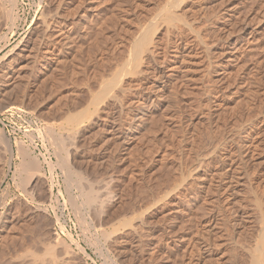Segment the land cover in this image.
<instances>
[{
    "label": "rangeland",
    "instance_id": "rangeland-1",
    "mask_svg": "<svg viewBox=\"0 0 264 264\" xmlns=\"http://www.w3.org/2000/svg\"><path fill=\"white\" fill-rule=\"evenodd\" d=\"M164 1L0 0V11L10 13L0 27V72L14 71L8 85L0 74V138L12 149L11 160L0 167V242L7 245L1 244L5 251L37 250L41 255L45 244L40 241L50 243L53 238L51 254L65 245L67 254L60 257L65 256L66 264L238 261L239 251L231 242L236 238L242 243L251 234L252 199L262 201L264 208V0H230L228 14L221 0H177L180 4L175 2L173 11L184 13L180 17L191 25L188 29L178 22L165 23L159 14L172 7ZM238 13L246 16V31L238 20L233 24ZM147 21H155L147 49L156 64L176 43L193 54L184 62L186 72L178 67L171 73L161 62L159 69L170 75L157 78L154 90L151 73L145 74L151 65L144 53L137 68L142 72L120 77L114 73L126 59L135 31ZM234 46H240L238 51ZM218 49L223 53L216 54ZM113 77L114 91L120 93L118 116L114 114L118 130L134 124L123 142L120 131L110 135L99 130L106 112L91 105L100 83ZM133 108L144 111L136 121L130 119ZM74 114L80 116V126L70 129L66 120ZM49 126H54L51 132ZM53 136L63 137V148L55 146ZM2 145L5 150L0 152L6 153V143ZM228 149L240 154L235 159L240 158L241 170L235 163L236 172L228 171L231 165L223 155ZM66 150L68 161L93 190H106L97 209L73 205L80 201L78 189L59 163ZM30 159L39 162L43 176H34L32 170L29 177V170L23 180L32 179L23 185L16 165L27 167ZM48 159L54 163L51 173ZM212 170L218 174L210 180ZM228 182L234 195L224 187ZM208 184L213 191L205 196ZM69 194H76L72 203ZM225 204L243 212L235 217L236 224ZM84 220L90 223L86 226ZM197 246L201 251H194Z\"/></svg>",
    "mask_w": 264,
    "mask_h": 264
},
{
    "label": "bare ground",
    "instance_id": "bare-ground-1",
    "mask_svg": "<svg viewBox=\"0 0 264 264\" xmlns=\"http://www.w3.org/2000/svg\"><path fill=\"white\" fill-rule=\"evenodd\" d=\"M164 1V0H163ZM181 1V0H180ZM180 1H177V0H169V4L170 5H168V6H170V7H172V10H171V8H169V7H167V9H166V7H165V11H163V12H161L159 15H161L160 17H162L163 19H164V21H165V23L167 22V23H169L168 25H170V23L172 22V23H174V22H178V23H180V24H182V26L184 25L185 27H187V29L188 28H190L191 27V25H189L188 24V21H186L185 19H184V17H183V19L185 20H183L181 17H180V15L182 14H180L179 16L177 15V14H175V12L173 11V4H175V2H176V5L178 6L180 3H177V2H180ZM224 0H221V2H220V5H223L224 3H226L222 8L225 10V13L226 14H228V12H229V10L233 7H231L230 8V0L229 1H226V2H223ZM165 2V1H164ZM145 3H147V2H145ZM159 3V2H158ZM163 3V2H162ZM161 3V4H162ZM222 3V4H221ZM15 4V3H14ZM3 5V4H2ZM160 5V4H159ZM164 5V4H163ZM173 5V6H172ZM175 5V6H176ZM204 5V4H203ZM202 5V6H203ZM206 5V4H205ZM0 6H1V4H0ZM13 6V5H12ZM138 6V5H137ZM165 6V5H164ZM201 6V7H202ZM3 7V6H2ZM2 7L0 8V9H2ZM11 6H9L8 8L9 9H11L10 8ZM14 7V6H13ZM4 8V7H3ZM187 8V7H186ZM204 8V7H203ZM163 9V8H162ZM162 9H160V10H162ZM221 9V8H220ZM235 9V8H234ZM4 10V9H3ZM6 10V9H5ZM4 10V11H5ZM8 10V9H7ZM6 10V11H7ZM12 10V9H11ZM174 10H175V8H174ZM2 12V11H0V27H2V24H5L4 22L6 21V19H8V17H9V14L7 13V12ZM181 11V10H180ZM8 12H10V10L8 11ZM179 12V11H178ZM178 12H176V13H178ZM222 12V11H221ZM12 13V12H11ZM207 13V12H206ZM184 14V13H183ZM182 14V15H183ZM195 14H196V12H195ZM143 15V14H142ZM181 15V16H182ZM230 15H232V16H234V13H232L231 14V12H230ZM149 16V15H148ZM184 16V15H183ZM200 16V15H199ZM13 17V16H12ZM11 17V18H12ZM147 17V16H146ZM153 17V16H152ZM187 17V16H186ZM9 19L10 20V22H12L11 20L12 19ZM229 18H231V17H229ZM152 19V18H151ZM150 19V21H152ZM203 19V18H202ZM235 22H233V24L235 23V24H237V20L239 21V22H241V24H242V28L241 29H243L244 31H246L247 30V28H248V24H247V22H246V16L245 15H240L239 13L238 14H236L235 15ZM8 20V21H9ZM14 20V19H13ZM155 20V19H154ZM190 20V19H189ZM211 20V19H210ZM229 20H231V19H229ZM163 21V22H164ZM148 23H151V22H149V21H147ZM146 22V26L145 27H143L141 30L139 29L138 30V33H137V31H135L136 32V38H134V40H132L133 42L131 43L132 45L130 46V49H129V52L127 53V57H126V59H124L122 62H120V65H118V69L116 70V72L114 71V73H115V76H118L119 75V77L123 74V73H139V72H142V71H140V70H137V68H138V66H139V61H140V56H141V54L142 53H144V59L147 61V62H149V64L151 65V67L148 65V67H150V69L149 70H145V74L147 75V74H150L151 73V75H152V81H155L154 82V84H153V90H154V87H159L158 85H159V83L156 85L155 83L157 82V78L159 79V78H162V77H164V76H168V75H170V74H168L167 73V71L165 72V71H162V70H164V69H159V68H161V67H159L160 66V64H162V65H164L165 64V66L164 67H166L167 68V70H170L171 71V73H172V71H174L176 68H178V67H180V68H182L183 69V71L184 72H186L185 70L187 69V68H184V62H185V60L187 59V58H189V56H191V55H193V54H190V52H189V50L188 51H186L187 49L185 48V47H183V46H179L178 45V43H176L175 45H173L172 47H171V50H170V52L171 53H168V54H166V52H165V54H164V57H162V60H161V62H160V64H156L157 62H156V60L154 59V56H153V53L151 52V51H149L148 49H147V45H148V43H151L152 41H151V38H150V35H149V33H150V31H151V29H153V27H154V23H155V21L153 22V23H151V24H148ZM171 23V24H172ZM177 23V24H178ZM12 25H14L13 23H11ZM175 24V23H174ZM7 25V24H6ZM179 25V24H178ZM153 26V27H152ZM167 26V25H166ZM174 26V25H173ZM4 27V26H3ZM169 27V26H168ZM171 27V26H170ZM175 27H177V28H179L178 26H175ZM233 27H234V25H233ZM124 28V27H123ZM138 28V27H137ZM159 28V27H158ZM157 27H156V29H158ZM173 28V27H172ZM176 28V29H177ZM181 28V27H180ZM220 28H221V26H220ZM232 28V27H231ZM175 29V30H176ZM223 29H224V27H223ZM222 29V30H223ZM8 30V29H7ZM126 30V29H125ZM174 30V31H175ZM178 30V29H177ZM181 30V29H180ZM217 30V29H216ZM227 30V29H226ZM229 30H232V29H229ZM41 31V30H40ZM168 31V30H167ZM171 31V30H170ZM182 31V30H181ZM180 31V32H181ZM154 32H156V31H154V29H153V33ZM178 32H179V30H178ZM177 32V33H178ZM189 32H191V31H189ZM250 32L251 31H249L248 33L250 34ZM193 33V32H192ZM223 33V32H222ZM37 34V33H36ZM127 34V33H126ZM195 34V33H194ZM212 34V33H211ZM223 35H225V34H223ZM3 36V35H2ZM6 36V35H5ZM37 36H39L38 34H37ZM58 36V35H57ZM178 36V35H177ZM196 36V35H195ZM176 37V36H175ZM179 37H180V35H179ZM201 37V36H200ZM35 38V37H34ZM215 38V37H214ZM225 38H226V35H225ZM0 39H2V38H0ZM4 39V38H3ZM6 39V38H5ZM153 40V39H152ZM179 40V39H178ZM177 40V41H178ZM189 40V39H188ZM247 40V39H246ZM129 41V40H128ZM4 42V41H3ZM235 42V41H234ZM124 43V42H123ZM189 43V42H188ZM34 44V43H33ZM32 44V45H33ZM153 44V43H152ZM155 44V43H154ZM151 45L153 48L155 47V45ZM164 44V43H163ZM3 45V44H2ZM127 45V44H126ZM229 45V44H228ZM161 46V45H160ZM165 46H166V44H165ZM164 46V47H165ZM237 46V45H236ZM124 47H125V45H124ZM239 48H240V46H238ZM238 47H233L235 50L234 51H238ZM155 48H157V44H156V47ZM161 48V47H160ZM159 48V49H160ZM128 50V49H127ZM157 50V49H156ZM164 50V49H163ZM23 51V50H22ZM200 51V50H199ZM223 51H224V49H218V50H214V52H216V54H221V53H223ZM154 52V51H153ZM156 52V51H155ZM154 52V53H155ZM169 52V51H168ZM159 53V52H158ZM18 54V53H17ZM32 54V53H31ZM125 54H126V52H125ZM238 54V56H239V53H237ZM155 55V54H154ZM19 56H25L24 54H20L19 53ZM27 56H30V54L28 55L27 54ZM220 56V55H219ZM234 56V55H233ZM31 57V56H30ZM160 57V56H159ZM5 59L6 58H8V54H6L5 55V57H4ZM229 58V57H228ZM3 59V58H2ZM230 59V58H229ZM122 60V59H121ZM157 60H159V59H157ZM187 61V60H186ZM8 62V61H7ZM7 62H5L6 63V65H5V68L7 67ZM142 62H145V61H142ZM142 62H140V63H142ZM207 62V61H206ZM148 64V63H147ZM146 65V64H145ZM117 66V65H116ZM145 68V67H144ZM146 68H147V66H146ZM169 68V69H168ZM4 70V69H3ZM0 74H1V79L4 81V83L6 84V85H8L11 81H12V79H13V76H14V71H12V70H10V71H2V73L0 72ZM118 74V75H117ZM185 74V73H184ZM145 75V76H146ZM150 75V76H151ZM186 75V74H185ZM114 76V75H113ZM143 76V75H142ZM144 76V77H145ZM118 77V78H119ZM148 77V76H147ZM185 78V77H184ZM109 80V79H108ZM172 80V79H171ZM194 80V79H193ZM103 81V80H102ZM139 81V80H138ZM159 81V80H158ZM189 82V81H188ZM102 83V84H101ZM100 83V88H99V90L96 92V93H93V96H92V98H91V100L93 101H91V105L93 106V108L94 109H92V110H95V111H98V110H101L102 109V111L103 110H105V112H106V114H104L105 116H103L102 118L103 119H101L102 121H105L104 123H102V125H101V129H99V130H102L103 129V131L105 130L106 132H108L110 135H111V133L112 134H115V131H120V132H118L119 133V137L121 138V141L123 142L125 139H128V136L130 135V134H132L131 133V131L132 130H134V124L133 123H131V122H129L128 124H127V126H125V128H124V130H118V126L116 125V119H114V117H115V115L114 114H116L117 115V113H116V109L115 108H117V104H118V95L120 94H117V92H115L114 91V83H115V78L113 77V79H111V80H109V81H103V82H101ZM112 83H113V85H112ZM117 83V82H116ZM137 83V82H136ZM153 83V82H152ZM120 86V85H119ZM178 88V87H177ZM119 89V88H118ZM162 89V88H161ZM168 89V88H167ZM196 89V88H195ZM138 90V89H137ZM150 90H152V89H150ZM152 90V91H153ZM173 90V89H172ZM119 92H120V90H118ZM183 91V90H182ZM185 91V90H184ZM169 92V91H168ZM123 93V92H122ZM192 95V94H191ZM150 98V97H149ZM152 100V99H151ZM155 101V100H154ZM133 102V101H132ZM182 102V101H181ZM87 103V102H86ZM120 104V103H119ZM178 105V104H177ZM180 105V104H179ZM193 105V104H192ZM134 106V105H133ZM123 107V106H122ZM139 107V106H138ZM191 107V106H190ZM249 107V106H248ZM143 108V107H142ZM128 109L129 110H132L130 107H128ZM133 109H135V108H133ZM238 109V108H237ZM125 110V109H124ZM136 111H134V113L132 114V116H131V121H136L137 119H140L141 117H142V115H144V111H142L141 109L140 110H137V108L135 109ZM145 110V109H144ZM84 111V110H83ZM118 111H120V109H118ZM122 111V110H121ZM84 113V112H83ZM96 113H98V112H96ZM96 113H95V115H96ZM118 113H120V112H118ZM76 114H74V115H72V116H70L69 118H67V122H66V124L67 125H69L68 127L70 128V127H76V126H78L79 125V123H80V116L78 115V116H75ZM118 116V115H117ZM167 116V115H166ZM121 117V116H120ZM91 118V117H90ZM117 118V117H116ZM148 118V117H147ZM105 119V120H104ZM249 119V118H248ZM247 119V120H248ZM92 120V119H91ZM142 120V119H141ZM238 120V119H237ZM93 121V120H92ZM239 122V121H238ZM66 124H64L65 126H66ZM44 125V124H43ZM138 125V124H137ZM58 126V125H57ZM80 126V125H79ZM146 126V125H145ZM42 127V126H41ZM54 126H49V131L51 132L54 128H53ZM67 127V126H66ZM82 127V126H81ZM83 128V127H82ZM85 128V127H84ZM84 128H83V130H84ZM57 129V128H56ZM55 129V130H56ZM63 129V128H62ZM71 129V128H70ZM75 129V128H74ZM66 130V129H65ZM97 130H98V128H97ZM150 130V129H149ZM220 130V129H219ZM57 131V130H56ZM56 131L54 132L53 131V133L55 134L56 133ZM78 131H79V129H78ZM49 132V133H50ZM80 132V131H79ZM78 132V133H79ZM49 133H47V134H49ZM50 134H52V133H50ZM53 134V135H54ZM108 134V135H109ZM60 135V134H59ZM71 135V134H70ZM56 136H57V134H56ZM61 136V135H60ZM60 136H58L59 138H57V137H55V136H53V137H55L54 139H56V145L55 146H59V147H61V148H63V144L64 143H62V141H63V137H60ZM49 137V136H48ZM116 137V136H115ZM215 137V136H214ZM222 138V137H221ZM220 138V139H221ZM68 139V138H67ZM214 139V138H213ZM218 139V138H217ZM225 139H227L228 140V138H225ZM239 139V138H238ZM226 140V141H227ZM252 140V139H251ZM120 141V142H121ZM224 141V140H223ZM223 141H221V142H223ZM236 141V140H235ZM72 142V141H71ZM218 142V141H217ZM228 142V141H227ZM231 142V141H230ZM0 143H1V146H3L2 145V143L4 144V143H6V153H4V152H0V167L3 165L2 163H4V162H6V163H9V161L11 160V155H12V149H11V145L9 144V143H7V140L5 139V138H3V136H2V138H0ZM23 143V142H22ZM54 143V142H53ZM213 143V142H212ZM237 143V142H236ZM240 143V142H239ZM223 144V143H222ZM224 144H225V142H224ZM252 144V143H251ZM239 145V144H238ZM0 146V147H1ZM18 146L23 150V151H25V146L23 147V145L21 144V143H19L18 144ZM215 146V145H214ZM224 146H226V145H224ZM237 146V145H236ZM241 147V146H240ZM45 148V147H44ZM226 148V147H225ZM224 148V149H225ZM233 148V147H232ZM236 148V147H235ZM243 148V147H242ZM4 149V148H3ZM19 149V148H18ZM0 150L1 151H4V150H2V148H0ZM20 150V149H19ZM238 150V149H237ZM63 152V151H62ZM66 153L64 154V156L63 155H61L60 154V156L61 157H59V163H61V165H62V167L64 168V171L66 172V174H65V176L67 175V177H68V179H69V183L70 184H75L76 185V188L78 189V197H79V199H80V201H79V203H75V201L73 202V203H75V204H73V205H77L76 207L78 208V210H80V209H82V208H86V206H88L89 208L90 207H96V209H97V206L99 207V205H97L96 206V203H99L100 202V198L102 199V196H104L105 195V193H106V190L104 191V190H102L101 192L100 191H94L93 190V188L91 187V184L89 185V183H87V181H88V178H87V180L85 179L84 180V176H82L81 174H80V172L78 171V170H76L75 168H74V166L68 161V156H67V150L65 151ZM9 154V157H8V159H6L5 160V156H6V154ZM64 153V152H63ZM62 153V154H63ZM236 153H238V152H236ZM236 153H233V151H230L229 149L226 151V153L225 154H223L228 160H229V163H228V165H231V167L229 168V170L228 171H233V172H236V170L235 169H233V166H234V164L236 163L237 164V166H239L240 167V170H241V168H243V166H242V163H241V160H240V158L238 157L237 159H235L236 158V156L239 154H236ZM215 154V153H214ZM24 155V154H23ZM22 155V156H23ZM232 155H234V156H232ZM240 155V154H239ZM238 155V156H239ZM19 156V155H18ZM222 158V157H221ZM37 159V158H36ZM107 159V158H106ZM223 159H224V157H223ZM222 159V160H223ZM227 159H225V161L227 160ZM239 159V160H238ZM32 159H30V161H31ZM49 160V159H48ZM111 161H112V159H111ZM224 161V162H225ZM46 163H47V165H48V168H49V172L50 171H52L53 169H54V163H53V161H51V160H49V161H45ZM235 164V165H236ZM16 166H19V168H16L15 170L18 172V174L20 175V179H22L21 181H20V184H22L21 182H23L24 180V175H25V173L28 171L29 172V170H30V172L29 173H31V171L32 170H34L33 171V173L34 174H36V175H34V176H37V177H42L43 176V172H41V169H39L40 168V166H39V162L37 161V160H35V159H33L32 161H31V163H30V165L29 166H25L24 164L22 165V164H20V165H16ZM42 166V165H41ZM2 168V167H1ZM236 168V167H235ZM14 170V171H15ZM240 170H238L239 172H240ZM16 171H15V173H16ZM223 171V170H222ZM243 171H245L243 174H244V176L246 175V170H243ZM242 171V172H243ZM27 172V173H28ZM48 172V173H49ZM64 172V173H65ZM33 173H31L30 174V176L29 177H32L33 176ZM51 173V172H50ZM238 173V172H237ZM218 174V172H217V170L216 171H214V170H212V172H211V175L209 176V178L208 179H210V180H212V179H216V175ZM227 174V173H226ZM232 174V173H231ZM253 174V173H252ZM27 175H29V174H26V176ZM32 175V176H31ZM239 175V174H238ZM237 174H235V177L236 176H238ZM249 175V174H248ZM247 175V176H248ZM52 176V175H51ZM208 176V175H207ZM243 176V177H244ZM246 176V177H247ZM29 177H27V179H29ZM67 177H66V179H67ZM110 177V176H109ZM215 177V178H214ZM232 177H234L233 176V174H232ZM238 177H240V175L238 176ZM18 178V177H17ZM39 178V179H40ZM86 178V177H85ZM242 178V177H241ZM20 179H18V181L20 180ZM26 179V178H25ZM30 179H32V178H30ZM29 179V180H30ZM244 179V178H243ZM29 180L27 181V182H29ZM248 180V179H247ZM25 182V181H24ZM23 182V185L24 184H26L27 182H25L24 183ZM89 182V181H88ZM214 182V181H213ZM19 183V182H18ZM50 183V182H49ZM209 184H210V182H209ZM209 184L208 185H206V187H203L204 188V195L205 196H207L208 194H211L212 193V191H213V188L212 187H210L209 186ZM28 185V184H27ZM213 185H214V183H213ZM205 186V185H204ZM212 186V185H211ZM214 186H218L217 184H215ZM225 187V189L227 188V191H229V193L228 194H233V192H232V187L230 186V183L228 182L227 183V185H225L224 186ZM49 188H50V186H49ZM51 189V188H50ZM106 189V188H105ZM108 189V188H107ZM216 189H218V188H216ZM25 190V189H24ZM26 191V190H25ZM48 191H50V190H48ZM109 191V190H108ZM137 191V190H136ZM231 191V192H230ZM60 192V191H59ZM201 192V191H200ZM69 193V192H68ZM67 193V194H68ZM60 195H61V193H59ZM256 194V193H255ZM254 194V195H255ZM73 195H76V194H73ZM73 195H68V197L69 196H71V198L70 199H68L69 200V202L70 203H72V200L71 199H73L74 198V196ZM197 195V194H196ZM234 195V194H233ZM73 196V197H72ZM108 196V195H107ZM121 196V195H120ZM209 196V195H208ZM212 196V195H211ZM252 197H253V195H251ZM77 197V196H76ZM201 197V196H200ZM202 197L203 198H201V199H204V196L202 195ZM228 197V196H227ZM251 197V198H252ZM196 198H198V197H196ZM226 198V197H225ZM137 199V198H136ZM139 199V198H138ZM148 199V198H147ZM71 200V201H70ZM205 200H206V202L207 203H210L212 200H211V198H205ZM232 200V199H231ZM249 200H251V199H249ZM65 201L63 200V203H64ZM233 202V201H232ZM232 202H228L229 204H231ZM36 203V202H35ZM261 203H262V201H261ZM260 203V201L258 200V199H256V198H253L252 199V206L250 207L251 209H252V212H251V215H249L250 217L249 218H252L251 219V221H252V226L250 227V230H251V234L249 235V236H247L248 237V239H244L243 241H242V243L241 242H239V241H237L236 240V238H234L233 240H232V242H231V248H233V249H236L237 251H239V255H237L238 256V261L236 262L235 261V263L236 264H264V208H263V206H262V204ZM38 204V203H37ZM226 205L225 204V206H226V208L228 209V211L230 212V214H231V212H232V214H233V222L232 223H237L236 221H235V217H238V215L239 216H241V215H243V212H241V210L240 209H236V208H234L233 206V204L232 205ZM40 205V204H39ZM72 205V204H71ZM210 205V204H209ZM251 205V204H250ZM228 206V207H227ZM237 206V205H236ZM239 206V205H238ZM73 208H74V206H72ZM87 207V208H88ZM140 207V206H139ZM196 207V206H195ZM207 207H209L208 205H207ZM213 207V206H212ZM37 208V207H36ZM43 208H44V210H45V208L46 207H43L42 206V210H43ZM84 208V209H85ZM88 208V209H89ZM214 208V207H213ZM239 208V207H238ZM241 208V207H240ZM40 209V208H39ZM76 208H74V210H75ZM83 209V210H84ZM87 209V210H88ZM95 209V208H94ZM191 209V208H190ZM77 209H76V211H78ZM82 210V211H83ZM89 210H91V209H89ZM88 210V211H89ZM220 210V209H219ZM136 211V210H135ZM247 211V210H246ZM37 212V211H36ZM42 212V211H41ZM86 212V211H85ZM239 212H241L240 214H239ZM78 213H79V211H78ZM82 213V212H81ZM81 213H79L80 215H81ZM95 213H96V211H95ZM83 214V213H82ZM99 214V213H98ZM86 215H87V213H86ZM186 215V214H185ZM245 215V214H244ZM83 216V215H82ZM81 216V217H82ZM45 217V216H44ZM84 217V216H83ZM82 217V218H83ZM248 217V216H247ZM97 218V217H96ZM241 219H244V218H242V217H240ZM212 220V219H211ZM236 220H238V219H236ZM88 221V220H87ZM87 221H85L84 220V223L85 222H87ZM240 221V220H239ZM89 222V221H88ZM87 222V223H88ZM83 223V224H84ZM90 223V222H89ZM125 223H127V221L125 222ZM142 225L141 226H143V223H141ZM84 225H86V223L84 224ZM37 226V225H36ZM40 226V225H39ZM38 226V228H40ZM87 226V225H86ZM89 226V225H88ZM94 226V225H93ZM92 226V227H93ZM136 226V225H135ZM44 227V226H43ZM42 227V228H43ZM133 227H134V225H133ZM41 228V229H42ZM136 228V227H135ZM37 229V228H36ZM44 230V229H43ZM139 230V229H138ZM40 231V230H39ZM171 231V230H170ZM50 232V231H49ZM52 232H54V231H52ZM37 233V232H36ZM48 233V232H47ZM100 233H101V235H102V237H103V239L105 240V237L103 236V234H102V232L100 231ZM42 234V233H41ZM41 234H39L40 236H41ZM56 234V233H55ZM37 235V234H36ZM46 235V234H45ZM57 236V235H56ZM206 236V235H205ZM43 237V236H42ZM51 237V236H50ZM53 237V236H52ZM101 237V236H100ZM184 237V236H183ZM38 238V237H37ZM49 238V237H48ZM181 238H182V235H181ZM2 239V238H1ZM36 239V238H35ZM39 239V238H38ZM97 239V238H96ZM99 239V238H98ZM97 239V240H98ZM202 239V238H201ZM200 239V240H201ZM238 239V238H237ZM42 240V239H41ZM52 240H53V238H52ZM51 239H50V243H48V242H45V241H40L41 242V244H42V242L45 244L44 245V247H43V253L41 254V255H39V254H37L36 252H38L37 250H36V247H35V250L36 251H31L30 250V247H28V249L31 251H22L21 250V252L18 250H16V249H14L15 251H13V253L12 252H10V251H5L6 249H4L2 246H1V244L3 243H1L0 242V264H48V263H50L51 262V264H66L65 263V260H66V258H65V256L63 257H60L62 254L64 255V254H67V251H66V247H65V245L63 246H59V248H61V247H64V248H61L60 250H59V252L57 251V250H55V255H52L51 254V252H52V250H53V248L51 249L50 247H53V245H54V243H52L51 241H52ZM96 240V241H97ZM100 240V239H99ZM35 241V240H34ZM15 241H13V243H14ZM38 242V241H37ZM209 242V241H208ZM53 245H52V244ZM98 243V242H97ZM193 243V242H192ZM4 244V243H3ZM2 244V245H3ZM49 244V245H48ZM62 244V243H61ZM77 244V243H76ZM203 244H205V243H203ZM6 244H4V246H5ZM39 245V244H38ZM51 245V246H50ZM201 245V244H200ZM37 246V245H36ZM206 246V245H205ZM6 247H7V245H6ZM32 247V246H31ZM196 247V246H195ZM198 248H196V249H194V251L196 250L197 252H199V250L201 249V247L200 246H197ZM215 247V246H214ZM23 249V248H22ZM31 249H33V247L31 248ZM190 250H192V249H190ZM189 250V251H190ZM211 250V249H210ZM201 251V250H200ZM203 251V250H202ZM235 251V250H234ZM22 252H24V253H22ZM26 252V253H25ZM186 252H188V249H186ZM191 252V251H190ZM39 253V252H38ZM74 253V252H73ZM195 253V252H194ZM235 253V252H234ZM49 254V255H48ZM50 254H51V256H50ZM186 255V254H185ZM236 255V254H235ZM29 256V257H28ZM44 256L46 257H52V258H50L51 260H46L45 258H44ZM191 256H193V255H191ZM190 256V257H191ZM200 256V255H199ZM46 257V258H47ZM67 257V256H66ZM68 258V257H67ZM189 260V259H188ZM234 260H235V257H234ZM69 261V260H68ZM66 262H67V260H66ZM189 262V261H188ZM192 262V264H197L196 262H193V261H191ZM191 264V263H190ZM231 264V263H230Z\"/></svg>",
    "mask_w": 264,
    "mask_h": 264
}]
</instances>
